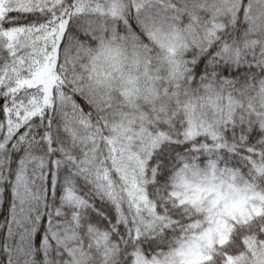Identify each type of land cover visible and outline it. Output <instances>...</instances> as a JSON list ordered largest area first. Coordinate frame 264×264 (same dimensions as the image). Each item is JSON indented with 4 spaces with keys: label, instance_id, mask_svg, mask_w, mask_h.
Here are the masks:
<instances>
[{
    "label": "snow or ice",
    "instance_id": "1",
    "mask_svg": "<svg viewBox=\"0 0 264 264\" xmlns=\"http://www.w3.org/2000/svg\"><path fill=\"white\" fill-rule=\"evenodd\" d=\"M0 264H264V0H0Z\"/></svg>",
    "mask_w": 264,
    "mask_h": 264
}]
</instances>
